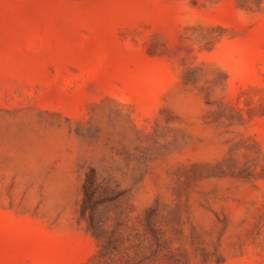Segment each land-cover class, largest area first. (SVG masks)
Returning <instances> with one entry per match:
<instances>
[{
	"label": "rangeland",
	"instance_id": "374dc122",
	"mask_svg": "<svg viewBox=\"0 0 264 264\" xmlns=\"http://www.w3.org/2000/svg\"><path fill=\"white\" fill-rule=\"evenodd\" d=\"M0 264H264V0H0Z\"/></svg>",
	"mask_w": 264,
	"mask_h": 264
},
{
	"label": "trees",
	"instance_id": "16d2710c",
	"mask_svg": "<svg viewBox=\"0 0 264 264\" xmlns=\"http://www.w3.org/2000/svg\"><path fill=\"white\" fill-rule=\"evenodd\" d=\"M93 191H94L93 179H92V177H87L85 182H84V184H83V195H84V198L89 200L90 196L93 193Z\"/></svg>",
	"mask_w": 264,
	"mask_h": 264
}]
</instances>
